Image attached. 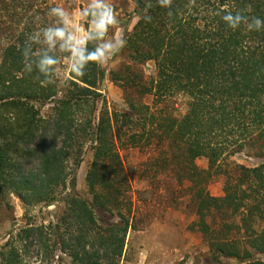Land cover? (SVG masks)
<instances>
[{"label": "trees", "instance_id": "1", "mask_svg": "<svg viewBox=\"0 0 264 264\" xmlns=\"http://www.w3.org/2000/svg\"><path fill=\"white\" fill-rule=\"evenodd\" d=\"M130 1L137 20L119 50L129 63L110 71L90 63L83 77L69 72L42 83L38 71H25L22 50L55 22L48 12L58 5L0 0V208L10 196L25 209L60 204L46 224L13 227L0 264H121L137 229L127 149L148 152L140 179L187 199L194 216L187 229L207 247L194 264H264V29H231L222 19L240 12L264 20V0H173L171 8ZM106 79L122 88V107L102 95ZM176 96L186 99L181 117L170 106ZM86 150L88 198L76 193ZM237 154L256 162L239 164ZM201 158L205 169L195 163ZM217 177L220 197L208 191Z\"/></svg>", "mask_w": 264, "mask_h": 264}, {"label": "rangeland", "instance_id": "2", "mask_svg": "<svg viewBox=\"0 0 264 264\" xmlns=\"http://www.w3.org/2000/svg\"><path fill=\"white\" fill-rule=\"evenodd\" d=\"M59 7L65 8L72 15V24L80 25L87 29V23L79 17L80 9L87 6L89 0H54ZM113 5L118 24L110 29L108 38L122 37L125 31H130L136 22L135 6L130 0H109ZM127 60L122 59L119 51L116 52L107 64L102 65L107 71L116 70L117 67ZM58 77L68 76V61L63 59L59 65ZM146 79L153 76L154 67L147 63L141 68ZM101 93L110 106H123V90L114 85L108 79L101 85ZM143 103L152 104V97L146 96ZM172 113L181 117L186 112V99L176 96L171 102ZM123 165L131 182V195L134 201V216L137 229L129 232L127 236V247L121 264H194L197 257L207 253L206 244L202 237L187 229L194 220L190 209L187 207V199L175 200L171 194H167L162 187H156L155 183H149L140 179L141 164L148 157V152H139L136 149L121 151ZM91 154L85 151L83 161L76 172V193L81 197L88 198L84 175L90 163ZM232 160L243 165H254L256 160L237 154ZM196 165L205 169L207 161L204 158L195 161ZM223 177L215 178L208 186L212 196L223 195ZM69 191L67 186L60 189V195ZM8 206L0 208V244L6 238V234L13 228L30 222L33 224L47 223L53 220L57 212L59 202L49 206L41 205L25 209L21 202L14 196L7 198Z\"/></svg>", "mask_w": 264, "mask_h": 264}, {"label": "clouds", "instance_id": "3", "mask_svg": "<svg viewBox=\"0 0 264 264\" xmlns=\"http://www.w3.org/2000/svg\"><path fill=\"white\" fill-rule=\"evenodd\" d=\"M161 8H171L173 0H157ZM79 17L87 23V29L72 24V15L63 7H52L48 15L55 17V22L39 28L28 36L22 50L25 71L33 69L45 77L42 83H52V78L60 73V55L67 53L68 72L75 77H83L90 63L104 65L111 57L121 50L126 40L122 37L108 38L110 29L118 24L117 13L109 0H89L86 7L80 9ZM172 15L171 12L168 13ZM150 21L151 16L146 15ZM39 19V17L37 18ZM223 21L231 29H237L241 24L248 31L264 29V20L259 17H248L240 12H228L222 16ZM94 44L89 51L87 45ZM33 45H39L35 51Z\"/></svg>", "mask_w": 264, "mask_h": 264}]
</instances>
